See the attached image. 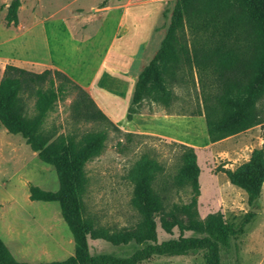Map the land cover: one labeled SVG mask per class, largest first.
Wrapping results in <instances>:
<instances>
[{
    "label": "rangeland",
    "instance_id": "obj_1",
    "mask_svg": "<svg viewBox=\"0 0 264 264\" xmlns=\"http://www.w3.org/2000/svg\"><path fill=\"white\" fill-rule=\"evenodd\" d=\"M11 1L0 0V78L6 64L35 72L58 69L87 91L112 123L75 120V94L69 92L43 124L55 131L54 137L106 131L102 152L85 164L84 217L95 227L134 230L139 215L130 203L129 174L147 155L163 167L153 185L165 206L154 213L157 239L177 238L178 223H187L180 206L191 198L190 187L175 179L182 166L179 144H185L194 149L199 166V217L220 212L242 228L228 246H220V264H264V182L250 204L225 174L247 161L253 149H264V122L211 142L196 69L188 71L186 66L169 84L173 97L168 108L144 100L138 113L126 116L138 74L158 50L177 0H19L18 24L6 25ZM183 33L189 37L186 25ZM32 105L33 100L28 101L29 112ZM31 185L56 190L54 168L41 161L20 134L0 124V239L18 261L63 260L74 251L70 230L57 202L29 198ZM162 217L172 224L170 232L162 228ZM183 234L202 236L189 230ZM87 243L90 255L128 256L139 248L134 242L115 246L90 236ZM204 254L154 255L140 264H206Z\"/></svg>",
    "mask_w": 264,
    "mask_h": 264
},
{
    "label": "trees",
    "instance_id": "obj_2",
    "mask_svg": "<svg viewBox=\"0 0 264 264\" xmlns=\"http://www.w3.org/2000/svg\"><path fill=\"white\" fill-rule=\"evenodd\" d=\"M19 5V0L9 4L4 17L6 25L18 24ZM184 25L189 33L187 38ZM185 66L188 71L196 69L211 142L263 123L264 0H177L158 50L138 74L127 118L139 112L144 100L168 108L173 97L169 84ZM69 92L75 94L71 102L75 120L112 125L89 93L64 72L49 68L35 72L13 64L4 67L0 78V124L8 132L20 134L38 158L54 168L58 188L51 191L31 185L29 198L58 203L72 235L74 251L63 260L28 263L16 260L0 239V264H140L154 255H186L198 250L205 251L206 264H220V246H228L230 237L242 228H236L220 212L199 217L196 209L199 166L191 146L179 144L182 166L175 179L190 187L191 198L180 206L187 223H178L177 238L157 239L154 213L165 210V206L164 198L153 185L163 167L147 155L129 174L133 185L130 203L139 215L134 230L95 227L84 217L85 164L102 152L107 134L104 130H91L54 137V130H45L43 124L48 112ZM30 100H33L32 112L28 110ZM225 174L252 204L264 182V149H253L247 161L226 170ZM169 211L172 215V210ZM161 226L170 232L172 224L162 217ZM186 230L202 236H184ZM88 236L115 246L134 242L139 248L128 256L90 255Z\"/></svg>",
    "mask_w": 264,
    "mask_h": 264
},
{
    "label": "crops",
    "instance_id": "obj_3",
    "mask_svg": "<svg viewBox=\"0 0 264 264\" xmlns=\"http://www.w3.org/2000/svg\"><path fill=\"white\" fill-rule=\"evenodd\" d=\"M59 65H62L61 63H59ZM47 69V68H46Z\"/></svg>",
    "mask_w": 264,
    "mask_h": 264
}]
</instances>
